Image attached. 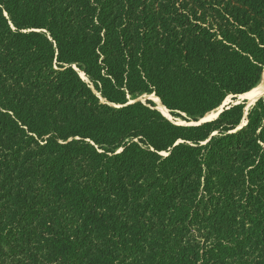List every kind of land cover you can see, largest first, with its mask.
Wrapping results in <instances>:
<instances>
[{
	"label": "trees",
	"instance_id": "16d2710c",
	"mask_svg": "<svg viewBox=\"0 0 264 264\" xmlns=\"http://www.w3.org/2000/svg\"><path fill=\"white\" fill-rule=\"evenodd\" d=\"M263 69L264 0H0V264H264V95L128 104Z\"/></svg>",
	"mask_w": 264,
	"mask_h": 264
},
{
	"label": "rangeland",
	"instance_id": "374dc122",
	"mask_svg": "<svg viewBox=\"0 0 264 264\" xmlns=\"http://www.w3.org/2000/svg\"><path fill=\"white\" fill-rule=\"evenodd\" d=\"M77 72H78V75H79V77L84 81V82H86V83H88L89 85H90V87H91V89L93 90V92L97 95V96H99V94L94 90V88H93V86L89 83V81L87 80V78L85 77V75L83 74V73H81V72H79L78 71V69H76V67H73ZM263 71H264V69H263ZM263 73V72H262ZM261 81H262V76H261ZM261 81H260V83H261ZM259 83V84H260ZM258 84V85H259ZM257 85V86H258ZM154 98H156L154 95H146V94H144V95H140V96H137L135 99H129L128 98V104H132V103H135V102H141V103H143V104H147V103H151V106L155 109V110H157V108H156V105H155V102H154ZM157 99V98H156ZM258 100V99H257ZM243 104L244 105V110H243V112H244V114H243V120H242V123H241V125L240 126H242V125H244L245 124V121H246V117H247V114H248V111L251 109V107L253 106L252 104H247V102L245 101V100H243V98H241L240 96L239 97H236L235 99H232V98H227L223 103H222V105L218 108V109H216V110H214V111H212V112H210V113H213V115L212 116H209L208 118L206 117L207 116V114L202 118V119H200L198 122H200V121H202V120H211V121H213V120H215L216 118V116L218 115V111L219 110H223L225 107H228L229 105H235V104ZM167 112H168V118L167 117H165V116H163L162 115V113L161 112H159L165 119H167L168 121H170V122H172V123H174V124H176V125H183V126H185V125H192V124H194L193 122H190V123H187L184 119H182L181 117H176V116H174L173 114H171L168 110H166ZM223 112V111H222ZM221 112V113H222ZM220 113V114H221ZM209 114V113H208ZM197 122V123H198ZM210 122V121H209ZM239 126V127H240ZM238 127V128H239Z\"/></svg>",
	"mask_w": 264,
	"mask_h": 264
},
{
	"label": "bare ground",
	"instance_id": "6f19581e",
	"mask_svg": "<svg viewBox=\"0 0 264 264\" xmlns=\"http://www.w3.org/2000/svg\"><path fill=\"white\" fill-rule=\"evenodd\" d=\"M264 94V71L262 74V81L261 83L256 86L253 90H251L250 92L240 96L241 98H243V100H245L247 102V104H253L258 98H260L262 95ZM154 102L156 105V108L159 112L162 113L163 116L165 117H169L168 116V112L166 111V109L161 105V103L159 102V100H157L156 98H154ZM213 113H209L207 114V118L209 116H212Z\"/></svg>",
	"mask_w": 264,
	"mask_h": 264
},
{
	"label": "water",
	"instance_id": "95a60500",
	"mask_svg": "<svg viewBox=\"0 0 264 264\" xmlns=\"http://www.w3.org/2000/svg\"><path fill=\"white\" fill-rule=\"evenodd\" d=\"M264 95V94H263ZM263 95L260 97V98H262L263 97ZM260 98H258V100L260 99ZM258 100H256L252 105H254ZM235 105H237V104H235ZM158 111V110H157ZM217 111V110H216ZM223 110H219L218 111V115L215 117V118H217L219 115H220V113L222 112ZM209 121H211V120H202V121H200V122H198V123H194V124H192V125H199V124H202V123H205V122H209ZM243 126V125H242ZM242 126H240L239 128H241Z\"/></svg>",
	"mask_w": 264,
	"mask_h": 264
}]
</instances>
